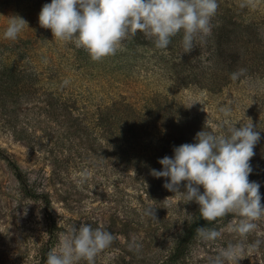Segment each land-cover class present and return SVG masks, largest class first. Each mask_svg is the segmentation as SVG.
Instances as JSON below:
<instances>
[{
    "label": "rangeland",
    "instance_id": "rangeland-1",
    "mask_svg": "<svg viewBox=\"0 0 264 264\" xmlns=\"http://www.w3.org/2000/svg\"><path fill=\"white\" fill-rule=\"evenodd\" d=\"M50 2L0 0V149L20 167L30 190L48 197L55 225L53 238L44 203L25 196L0 158V264H45L61 233L82 222L115 236L94 264H165L199 205L165 189V179L151 170L161 169L158 160L172 156L174 147L193 143L207 120L206 131L253 123L261 132L249 180L260 183L264 204V0H219L217 19L243 25V32L232 27L222 40L230 51L219 74L210 60L216 48L205 41L212 30L195 41L205 42L201 55L185 53L182 36L161 50L137 32L118 47L119 64L93 61L74 41L54 39L40 26L39 13ZM13 15L27 24L8 40L3 31ZM234 72L240 73L235 80ZM224 106L232 108L227 118L219 111ZM107 108L115 109L110 122ZM238 219L222 217L210 227L221 236H198L181 264H210L229 243L241 241L228 231ZM257 224L243 238L239 264H264V243L249 248L264 242V219ZM132 242L139 251L130 249Z\"/></svg>",
    "mask_w": 264,
    "mask_h": 264
},
{
    "label": "clouds",
    "instance_id": "clouds-1",
    "mask_svg": "<svg viewBox=\"0 0 264 264\" xmlns=\"http://www.w3.org/2000/svg\"><path fill=\"white\" fill-rule=\"evenodd\" d=\"M218 7V0H51L42 6L38 21L41 27L51 30L54 39L72 40L93 61H100L114 56L122 41L137 32L152 39L161 50L182 32V46L185 53H190L197 38L203 39L211 32ZM25 24L18 15L7 17L3 37L16 40ZM239 75L234 72L231 78L235 80ZM219 111L227 118L232 108L224 106ZM207 125L208 120L193 143L174 147L172 156L159 159L162 168L152 169L151 175L164 178L163 187L168 191L198 204L199 216L207 222L228 214L239 218L238 222H229L228 231L242 240L229 243L210 260V264H239L243 238L257 229V221L264 219L261 185L249 180L253 173L250 161L261 132L253 123L228 126L220 133L206 131ZM145 214L155 216V210L146 208ZM196 233L203 241H215L221 236L220 230L208 227L197 228ZM114 240L112 232L82 222L79 228L61 233L58 250H49L45 264H94L98 254ZM262 243L256 240L249 248ZM129 247L139 251L141 245L132 242Z\"/></svg>",
    "mask_w": 264,
    "mask_h": 264
},
{
    "label": "trees",
    "instance_id": "trees-1",
    "mask_svg": "<svg viewBox=\"0 0 264 264\" xmlns=\"http://www.w3.org/2000/svg\"><path fill=\"white\" fill-rule=\"evenodd\" d=\"M218 3H220L219 0H218ZM214 18H212V21H211L212 32L209 35V37L207 38L208 40L206 39L205 41L210 42L214 46V49L216 48L215 51L214 50L212 51L213 53L211 55L210 60H211L213 69L218 70L217 74H219V70H220L219 67L221 64H223L222 57L225 58V56L227 55L226 51H230V50H228L226 45L223 44L222 40H224V39L226 40V38L229 36L228 31L231 30L232 27H234L236 29L235 31L239 30L240 32H243L241 30L242 29L241 26H243V25H240V23H238V21L237 22L233 21V19H231V18H229V22H227L226 16L222 17L223 22H221V19H217L216 16ZM224 28H225V30H223ZM236 35H237V33H235V32H232V34H231V36H236ZM181 36H183L182 32L180 34L176 35L175 37H173L171 43L175 42L176 37L179 38ZM132 41L133 40L127 41L129 48L131 47V45L134 44ZM227 42H229V41H227ZM204 43H205L204 40H199L198 44H196V43L194 44V48L192 49V51L197 50L199 55H201L202 49H203L201 44H204ZM229 45H230V42H229ZM235 54H233L231 57H233V56L235 57L236 56ZM109 58H112V60L116 62V60L118 59V56H117V54H115L114 56L104 58L103 61L106 59H109ZM228 58H230V57L228 56ZM120 59H121V62H124L126 60L125 58L124 59L120 58ZM130 61H131V58H129L128 62H130ZM221 61H222V63H221ZM116 64H119V63L116 62ZM123 65H124V63H123ZM224 65H225V63H224ZM116 68L121 70L120 65H117ZM229 70H230V68H229ZM151 103L152 102L148 103L147 106H150ZM114 110L115 109L110 110V108H107V112L104 113L105 117L103 116L105 118L104 120H106L107 122H110L112 115H110L109 111L114 113ZM112 120H114V119H112ZM109 131H110L109 128H107V132H109ZM0 158L5 160L8 163L9 167L12 169L14 176L17 179V181L19 182L20 187H21L23 193L25 194V196L28 198L34 199V200H41L44 203V205L46 207V209H45L46 214L49 217V221H50L49 235L54 238L55 225H54L52 215L50 212V201H49L48 197L46 195H38V194H36L30 190L29 185H28V181H27L24 173L20 169V167L15 162H13L9 157L4 155L2 153L1 149H0ZM221 218H218L216 221H213V222H207L199 216V212H198L196 219L185 230L184 234L182 235V237L178 241V243L175 247V250L173 251L170 258H168V261L165 264H181V262L185 260V258L188 255L192 245L194 244L196 238L198 237V235L196 233V229L200 228V227L210 228L211 226L215 225Z\"/></svg>",
    "mask_w": 264,
    "mask_h": 264
}]
</instances>
